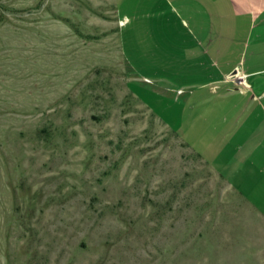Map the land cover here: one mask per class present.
I'll list each match as a JSON object with an SVG mask.
<instances>
[{
	"label": "rangeland",
	"instance_id": "obj_1",
	"mask_svg": "<svg viewBox=\"0 0 264 264\" xmlns=\"http://www.w3.org/2000/svg\"><path fill=\"white\" fill-rule=\"evenodd\" d=\"M253 51L264 0H0V264H264Z\"/></svg>",
	"mask_w": 264,
	"mask_h": 264
},
{
	"label": "crops",
	"instance_id": "obj_2",
	"mask_svg": "<svg viewBox=\"0 0 264 264\" xmlns=\"http://www.w3.org/2000/svg\"><path fill=\"white\" fill-rule=\"evenodd\" d=\"M257 58L259 59V63L256 62ZM233 68L234 66L230 67L227 71L222 73L223 76H220L214 81L225 83L229 85V88L231 89H233V87H238L239 90L243 92L239 93L244 95L249 93L251 95V99L248 101L246 100V106L251 107L252 105H257L259 107L261 114L257 116L256 124L259 125H256V133L257 131H260L258 130V128H260L262 136H259V133L256 134L254 132L256 135H250L245 138L244 142L235 149L230 157H223L221 167L223 169V174L221 175H223L222 177L224 179L232 180L234 183L233 186H236L238 194L245 199L248 205L252 206L244 197L242 192L243 188L255 187L256 189L257 187H264V165L262 162L257 163L256 160L253 161L249 157L250 154L253 155L257 152L256 150L254 152L252 151L254 148L264 147V82L258 80L261 78L260 75L264 74V55L256 54L253 51L251 57L249 58V63H246L245 59L241 67H238L237 70L239 73L244 74L245 76L244 85L237 86L232 80H226L227 77H224L229 76L234 72V70H236H232ZM249 140H254L256 142L254 148L249 146ZM233 179L236 180V182ZM261 204H264V198L259 201H255L254 208L256 214H259L264 218V209H260L263 206Z\"/></svg>",
	"mask_w": 264,
	"mask_h": 264
},
{
	"label": "built area",
	"instance_id": "obj_3",
	"mask_svg": "<svg viewBox=\"0 0 264 264\" xmlns=\"http://www.w3.org/2000/svg\"><path fill=\"white\" fill-rule=\"evenodd\" d=\"M237 73H238V75H237V78H238V85H244V74H240L239 73V71L237 70ZM234 76L235 75H232V78L234 79Z\"/></svg>",
	"mask_w": 264,
	"mask_h": 264
},
{
	"label": "trees",
	"instance_id": "obj_4",
	"mask_svg": "<svg viewBox=\"0 0 264 264\" xmlns=\"http://www.w3.org/2000/svg\"><path fill=\"white\" fill-rule=\"evenodd\" d=\"M184 143L188 146V144L184 141ZM193 150V149H192ZM194 151V150H193ZM195 152V151H194ZM195 154L198 156V157H201L202 158V156L198 153V152H195ZM205 160V159H204Z\"/></svg>",
	"mask_w": 264,
	"mask_h": 264
}]
</instances>
